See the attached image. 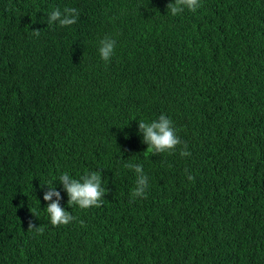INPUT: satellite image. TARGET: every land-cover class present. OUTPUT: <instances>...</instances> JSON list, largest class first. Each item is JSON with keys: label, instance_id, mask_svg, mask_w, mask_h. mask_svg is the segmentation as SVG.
I'll list each match as a JSON object with an SVG mask.
<instances>
[{"label": "trees", "instance_id": "trees-1", "mask_svg": "<svg viewBox=\"0 0 264 264\" xmlns=\"http://www.w3.org/2000/svg\"><path fill=\"white\" fill-rule=\"evenodd\" d=\"M169 2L0 0V264H264V0ZM160 114L190 156L148 150ZM91 171L101 205L69 206L59 176ZM48 184L76 220L51 224Z\"/></svg>", "mask_w": 264, "mask_h": 264}, {"label": "clouds", "instance_id": "clouds-1", "mask_svg": "<svg viewBox=\"0 0 264 264\" xmlns=\"http://www.w3.org/2000/svg\"><path fill=\"white\" fill-rule=\"evenodd\" d=\"M200 0H170L167 9L175 16L181 14L185 9L195 12L200 7ZM79 12L76 8L66 7L56 8L47 14V24L52 25L58 23L61 27L71 26L77 22ZM33 35L39 37L38 29H33ZM116 41L113 38L105 36L100 41L98 49L99 55L103 61L108 62L114 54ZM138 131L142 134V141L152 154L173 152L179 147V155L181 157L190 156L186 142L181 141L177 135L173 121L165 114H160L157 119L151 122L140 121L138 123ZM126 168L134 170L136 173L135 187L132 190L133 198H146V189L148 188V177L144 173L140 164L126 163ZM187 173V170H185ZM189 181L194 180V176L187 173ZM59 182L66 191L69 206L77 205L81 209L89 207H99L101 201L107 192L106 187H102V173L91 171L82 175L79 179L71 177L67 172L59 176ZM55 197V199H53ZM43 199L49 201L47 204V212L50 216V222L53 226L67 225L73 222L77 217L70 214L61 206V194L53 184L47 185V190L43 193ZM83 225V221H80ZM27 228L35 230L38 234H43L44 228L38 226L30 218L27 222Z\"/></svg>", "mask_w": 264, "mask_h": 264}]
</instances>
